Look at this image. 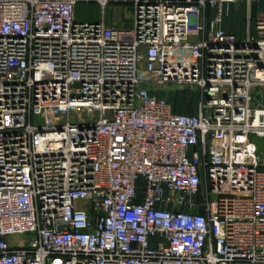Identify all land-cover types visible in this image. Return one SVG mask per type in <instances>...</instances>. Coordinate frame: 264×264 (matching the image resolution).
I'll use <instances>...</instances> for the list:
<instances>
[{
	"label": "built area",
	"instance_id": "built-area-1",
	"mask_svg": "<svg viewBox=\"0 0 264 264\" xmlns=\"http://www.w3.org/2000/svg\"><path fill=\"white\" fill-rule=\"evenodd\" d=\"M262 4L0 0V264H264Z\"/></svg>",
	"mask_w": 264,
	"mask_h": 264
},
{
	"label": "rangeland",
	"instance_id": "rangeland-1",
	"mask_svg": "<svg viewBox=\"0 0 264 264\" xmlns=\"http://www.w3.org/2000/svg\"><path fill=\"white\" fill-rule=\"evenodd\" d=\"M100 8L96 5H82L77 8L78 22H96L100 18ZM230 18L226 21V28L234 27L237 32L246 30L244 22L245 12L241 7H232ZM254 17L264 16V4L259 11L252 10ZM106 21L118 22L119 27H129L131 9L116 6L106 11ZM241 29V30H240ZM160 97L168 101L174 111L181 115H195L198 111L199 93L194 86H168L161 89Z\"/></svg>",
	"mask_w": 264,
	"mask_h": 264
},
{
	"label": "crops",
	"instance_id": "crops-1",
	"mask_svg": "<svg viewBox=\"0 0 264 264\" xmlns=\"http://www.w3.org/2000/svg\"><path fill=\"white\" fill-rule=\"evenodd\" d=\"M262 6H263V4H262L260 7H258V8L255 7V8H254L255 12L258 11V10L260 11V10L262 9ZM233 7H235V6H233ZM239 7L243 8V9H244V12H245V6H244V5H241V6H239ZM231 8H232V7H231ZM231 8H230V14H231ZM230 14H229L228 17H226V18L224 19V23H223V26H222V27H223V29L226 30V31H230V32L235 33L239 38L242 39V38L244 37V35H245V31L237 32L233 27H231L230 29H227V28H226V21L230 18V16H231ZM245 16H246V15H245ZM244 22H245V19H244ZM108 23L111 24L112 22L108 20ZM245 25H246V23H245ZM240 30H241V29H240Z\"/></svg>",
	"mask_w": 264,
	"mask_h": 264
},
{
	"label": "water",
	"instance_id": "water-1",
	"mask_svg": "<svg viewBox=\"0 0 264 264\" xmlns=\"http://www.w3.org/2000/svg\"><path fill=\"white\" fill-rule=\"evenodd\" d=\"M251 142L255 145L259 158L262 159L264 156V137H252Z\"/></svg>",
	"mask_w": 264,
	"mask_h": 264
},
{
	"label": "trees",
	"instance_id": "trees-1",
	"mask_svg": "<svg viewBox=\"0 0 264 264\" xmlns=\"http://www.w3.org/2000/svg\"><path fill=\"white\" fill-rule=\"evenodd\" d=\"M234 28V27H233ZM235 29V28H234Z\"/></svg>",
	"mask_w": 264,
	"mask_h": 264
}]
</instances>
